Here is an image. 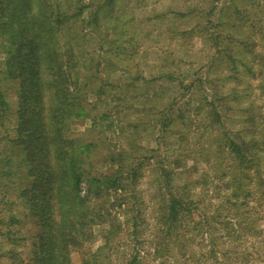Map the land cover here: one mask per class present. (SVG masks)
I'll return each instance as SVG.
<instances>
[{"label":"rangeland","instance_id":"374dc122","mask_svg":"<svg viewBox=\"0 0 264 264\" xmlns=\"http://www.w3.org/2000/svg\"><path fill=\"white\" fill-rule=\"evenodd\" d=\"M61 1L54 43L76 64L66 68L73 111L63 134L79 147L94 218L72 262L264 264V0ZM13 34L0 27V171L6 155L15 165L0 175L2 264L38 249L33 143L22 150L19 138L51 99L50 89L32 93L29 57L25 70L9 64L26 52ZM244 139L262 157L249 150L239 165L228 145ZM174 198L184 210L168 233Z\"/></svg>","mask_w":264,"mask_h":264},{"label":"trees","instance_id":"16d2710c","mask_svg":"<svg viewBox=\"0 0 264 264\" xmlns=\"http://www.w3.org/2000/svg\"><path fill=\"white\" fill-rule=\"evenodd\" d=\"M86 6L85 4L80 6L79 11ZM63 13L65 12L61 0H5L0 3V27H9L15 33L13 38H19L18 41L14 39L12 41L26 48V52L23 53L24 60H14L11 57L8 60L9 64L18 62L21 67L29 57L32 93L36 95L38 91L42 93L47 89L51 91L49 106L46 100H41L39 103V110L44 112L43 119L39 122L30 120L29 127L24 130L28 132L31 127H35V130L28 132L27 140L19 138L26 144L22 150L28 149L33 143L32 154H29L32 160L29 162L35 164L32 171L38 176L34 181L35 186L30 200H34L35 196L40 197L36 203H31V206L36 209L42 234L38 249L29 261L16 255L12 256L14 262L11 264H74L71 258L72 252L83 245L87 235L85 227H89L94 221L93 212L86 206V198L82 195L83 175L76 156L79 147L75 146V139L66 138L63 134L66 120L73 111L69 96L70 79L66 68L72 69L76 66L75 63L62 59L54 43L57 44L55 40L59 38L60 23L64 19ZM48 67L52 71V80L45 81L43 70ZM21 69H27V65L22 66ZM26 80L24 79L22 84ZM3 99V93L0 91V103L6 105ZM6 109L3 107L4 112ZM36 115L35 113L32 118L35 119ZM19 132L21 135L24 131L20 129ZM20 141L18 140V143ZM253 141L249 139L241 142L229 141V152L234 154L239 165H248L251 162L246 152L254 145ZM18 147L15 146L13 149ZM261 151V148L257 151L251 149L250 155L257 156ZM12 163L13 159L6 155L2 162L4 170L0 171V175L6 179L12 176V172H9L13 169ZM247 168L248 166L244 167ZM30 174L23 173L20 178L26 181ZM27 192L25 190L21 194H28ZM182 204V200L175 198L170 203L168 212L171 216L163 220L168 233L173 231L174 222L184 210ZM259 226L260 224L254 220L253 229L257 230ZM251 256L255 258L253 254Z\"/></svg>","mask_w":264,"mask_h":264}]
</instances>
